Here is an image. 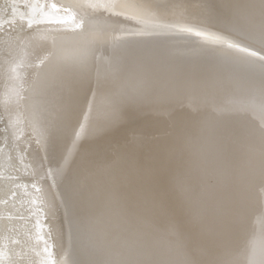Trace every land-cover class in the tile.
<instances>
[{
	"label": "bare ground",
	"instance_id": "bare-ground-1",
	"mask_svg": "<svg viewBox=\"0 0 264 264\" xmlns=\"http://www.w3.org/2000/svg\"><path fill=\"white\" fill-rule=\"evenodd\" d=\"M11 2L0 264H264V0Z\"/></svg>",
	"mask_w": 264,
	"mask_h": 264
},
{
	"label": "snow or ice",
	"instance_id": "snow-or-ice-1",
	"mask_svg": "<svg viewBox=\"0 0 264 264\" xmlns=\"http://www.w3.org/2000/svg\"><path fill=\"white\" fill-rule=\"evenodd\" d=\"M20 2L22 3L23 7L25 9H28L29 11H31L33 9V7H34L33 3H31L30 0H20ZM36 5H38L37 12H36V14L34 16H32L30 18V21H29V23L27 25L28 28L32 27V21L36 20L38 17H42V16L45 15L44 9H45L46 5L41 4L40 0H36ZM9 7L13 8V9H16L18 7L16 0H12V2L9 4ZM50 7H51L53 12H58L59 11V9H58L56 4H51ZM64 11H67V10L65 9ZM48 22L56 23V24L65 23L64 20L56 19L54 17H48Z\"/></svg>",
	"mask_w": 264,
	"mask_h": 264
}]
</instances>
